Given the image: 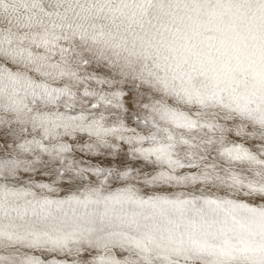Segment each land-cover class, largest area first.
<instances>
[{
    "label": "snow or ice",
    "instance_id": "6c2138e0",
    "mask_svg": "<svg viewBox=\"0 0 264 264\" xmlns=\"http://www.w3.org/2000/svg\"><path fill=\"white\" fill-rule=\"evenodd\" d=\"M0 264H264V0H0Z\"/></svg>",
    "mask_w": 264,
    "mask_h": 264
}]
</instances>
